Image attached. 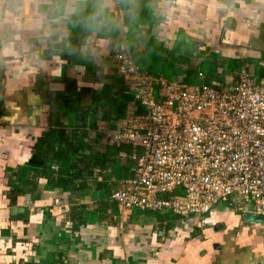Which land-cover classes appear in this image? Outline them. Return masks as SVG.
<instances>
[{"label":"crops","instance_id":"obj_1","mask_svg":"<svg viewBox=\"0 0 264 264\" xmlns=\"http://www.w3.org/2000/svg\"><path fill=\"white\" fill-rule=\"evenodd\" d=\"M116 54L183 90L260 81L264 0H0V264H264L251 203L112 202L140 150L108 135L142 111Z\"/></svg>","mask_w":264,"mask_h":264},{"label":"built area","instance_id":"obj_2","mask_svg":"<svg viewBox=\"0 0 264 264\" xmlns=\"http://www.w3.org/2000/svg\"><path fill=\"white\" fill-rule=\"evenodd\" d=\"M115 61L142 111L131 127L108 135L140 150L132 155L133 176L111 194L112 202L186 218L236 200L239 210L251 203L264 218V78L242 73L227 91L207 84L183 90L142 73L127 54Z\"/></svg>","mask_w":264,"mask_h":264},{"label":"clouds","instance_id":"obj_3","mask_svg":"<svg viewBox=\"0 0 264 264\" xmlns=\"http://www.w3.org/2000/svg\"><path fill=\"white\" fill-rule=\"evenodd\" d=\"M98 18H99V12L96 11V12H94L93 16H90L89 17V20H91V19H98Z\"/></svg>","mask_w":264,"mask_h":264},{"label":"rangeland","instance_id":"obj_4","mask_svg":"<svg viewBox=\"0 0 264 264\" xmlns=\"http://www.w3.org/2000/svg\"><path fill=\"white\" fill-rule=\"evenodd\" d=\"M154 97H155L156 99H158V97H157V91L154 92Z\"/></svg>","mask_w":264,"mask_h":264},{"label":"water","instance_id":"obj_5","mask_svg":"<svg viewBox=\"0 0 264 264\" xmlns=\"http://www.w3.org/2000/svg\"><path fill=\"white\" fill-rule=\"evenodd\" d=\"M263 221H264V218L260 217Z\"/></svg>","mask_w":264,"mask_h":264}]
</instances>
